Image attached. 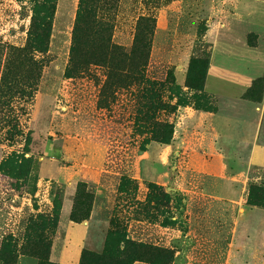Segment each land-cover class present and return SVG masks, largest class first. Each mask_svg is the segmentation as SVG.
I'll list each match as a JSON object with an SVG mask.
<instances>
[{
	"label": "rangeland",
	"instance_id": "obj_1",
	"mask_svg": "<svg viewBox=\"0 0 264 264\" xmlns=\"http://www.w3.org/2000/svg\"><path fill=\"white\" fill-rule=\"evenodd\" d=\"M260 2L0 0V264H264ZM213 60L253 77L219 117Z\"/></svg>",
	"mask_w": 264,
	"mask_h": 264
},
{
	"label": "trees",
	"instance_id": "obj_2",
	"mask_svg": "<svg viewBox=\"0 0 264 264\" xmlns=\"http://www.w3.org/2000/svg\"><path fill=\"white\" fill-rule=\"evenodd\" d=\"M50 18L51 16L48 15V19L45 20L44 23V29L43 32H36V31H32V34L30 36V41L28 44V49L25 50H19L18 52V58L20 59H24L27 62H29L30 64H32L33 66H37L38 64V60L33 56V52L34 50H38V51H45L47 49V44H48V38H49V32L51 30V23H50ZM74 50H75V46H74ZM38 68V67H35ZM172 73L168 72V77H171ZM171 91L173 93H177L179 102L178 105H186L188 104L187 101V97L184 95V92L182 91V89H180V87L177 84H172L170 87ZM196 108H202L201 104L196 103ZM3 109H0V112ZM5 114V113H4ZM164 130L163 133L158 134L157 130H153V133H157V140L163 143H170L172 140V135H173V124L170 123H165L164 124ZM8 167H10V170H8ZM18 167V160L16 159V157L12 156L10 158H8L7 160H5L2 164V169L6 170L7 173L9 174H14L17 170ZM163 198H169V200H171V196L168 193L163 194ZM61 204L59 202V200L56 198L55 203H54V209L52 211V216H51V222H57L59 220V216H60V211H61ZM73 219L74 220H81L84 218H87V214L84 215L83 217H79L78 219L75 217V212L72 213ZM76 218V219H75ZM52 224V223H51ZM165 224H168V222H166Z\"/></svg>",
	"mask_w": 264,
	"mask_h": 264
},
{
	"label": "crops",
	"instance_id": "obj_3",
	"mask_svg": "<svg viewBox=\"0 0 264 264\" xmlns=\"http://www.w3.org/2000/svg\"><path fill=\"white\" fill-rule=\"evenodd\" d=\"M229 1H233L235 3H237L239 0H229ZM257 3H262L260 2L261 0H253ZM248 8L251 9L252 7V0H246ZM236 11H234L233 13H231V16L235 15ZM234 19H237L236 17ZM223 25L217 21H211L209 22L208 26H207V31H206V35H210L212 33L215 32V29L219 30L221 29ZM219 33V32H218ZM211 75H215L217 76L218 79L221 80H225L231 83H235L236 85H238V90L237 91H232V90H227V89H221V88H209L208 85V80L209 77ZM253 80V77L250 73H247L245 71L242 70H238L235 69L231 66L219 63L217 60H213L209 66V69L207 71V75H206V81H205V89L213 92L215 94H217L219 96V98H223L221 101L219 100L218 102V109L219 111L215 114L216 117H219L222 108H224V105L227 103V101H225L226 98H231V99H236V98H241L244 93L246 92V90L249 88V86L251 85ZM211 86V85H210ZM215 88V87H214ZM193 117H205V118H211L206 112L200 111V110H193V112L191 110H189V115H191ZM255 114V113H254Z\"/></svg>",
	"mask_w": 264,
	"mask_h": 264
}]
</instances>
